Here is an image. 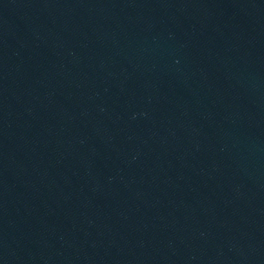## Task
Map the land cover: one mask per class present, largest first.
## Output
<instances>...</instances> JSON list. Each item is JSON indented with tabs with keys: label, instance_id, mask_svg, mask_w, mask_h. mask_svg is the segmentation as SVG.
Instances as JSON below:
<instances>
[{
	"label": "water",
	"instance_id": "water-1",
	"mask_svg": "<svg viewBox=\"0 0 264 264\" xmlns=\"http://www.w3.org/2000/svg\"><path fill=\"white\" fill-rule=\"evenodd\" d=\"M0 264H264V0H0Z\"/></svg>",
	"mask_w": 264,
	"mask_h": 264
}]
</instances>
